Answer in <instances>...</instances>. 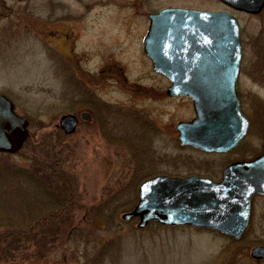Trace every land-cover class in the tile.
<instances>
[{"label":"rangeland","instance_id":"rangeland-1","mask_svg":"<svg viewBox=\"0 0 264 264\" xmlns=\"http://www.w3.org/2000/svg\"><path fill=\"white\" fill-rule=\"evenodd\" d=\"M167 7L225 9L218 0H0V95L29 120L30 143L63 133V114L92 109L79 103L90 92L110 106L107 114L98 103L105 117L98 111L61 141L76 174L82 202L77 219L83 222L66 239L2 249L0 264L255 263L250 250L264 245V196L255 197L250 227L239 241L188 226L139 229L123 213L116 225L96 220V209L134 179L165 173L219 180L228 163L263 151L264 10L233 12L243 47L237 91L250 130L235 150L216 154L180 145L175 124L194 117L192 101L166 95L169 81L144 52L148 14ZM82 84L87 88L80 94ZM106 125L127 146L105 139ZM11 159L26 164L19 154Z\"/></svg>","mask_w":264,"mask_h":264},{"label":"water","instance_id":"water-1","mask_svg":"<svg viewBox=\"0 0 264 264\" xmlns=\"http://www.w3.org/2000/svg\"><path fill=\"white\" fill-rule=\"evenodd\" d=\"M246 13L257 14L264 0H220ZM143 49L155 72L170 82L169 96H187L194 118L176 124L179 142L208 153L236 148L248 134L237 85L242 62L241 29L231 11L167 7L149 13ZM82 119L90 120L89 113ZM77 117L65 114L59 127L75 132ZM29 121L15 111L13 102L0 95V152L17 153L29 137ZM137 204L122 215L138 220V228L151 222L163 226L211 229L242 239L252 218V202L264 196V145L251 160L229 163L221 179L158 174L141 182ZM250 255L264 262V245L252 246Z\"/></svg>","mask_w":264,"mask_h":264},{"label":"trees","instance_id":"trees-1","mask_svg":"<svg viewBox=\"0 0 264 264\" xmlns=\"http://www.w3.org/2000/svg\"><path fill=\"white\" fill-rule=\"evenodd\" d=\"M103 106L108 114L110 106ZM101 108V117H105ZM105 129L108 132L105 139L127 146L126 138L113 134L107 125ZM66 137L61 132L55 139L50 135L43 136L37 144L30 143L29 137L16 153L25 158L24 165L13 161L11 155L0 153V254L4 248L25 249L34 243L66 239L71 236L76 223L83 222V219L80 222L77 219L82 202L74 182L76 174L69 170V150L61 143ZM141 181L134 179L126 184V188L117 189L121 197H114L104 207L94 210L96 220L116 225L119 214L136 204ZM127 196L129 199H123Z\"/></svg>","mask_w":264,"mask_h":264},{"label":"flooded vegetation","instance_id":"flooded-vegetation-1","mask_svg":"<svg viewBox=\"0 0 264 264\" xmlns=\"http://www.w3.org/2000/svg\"><path fill=\"white\" fill-rule=\"evenodd\" d=\"M224 7H225V10H231L232 12H238V11H236V10H234V9H231L230 7H228V6H225L224 5ZM85 83V82H84ZM84 88H87V85H79V87H78V91H79V93L80 94H82L81 93V91L84 89ZM89 88V87H88ZM90 97H89V99H85V98H88V97H80V102L79 103H81V105H82V107H86V108H89L90 109V107L92 108V109H90V110H84V109H78L76 112H71L72 114H74L76 117H77V126H76V129H78V127H79V125H80V123L82 122V121H86V122H91V120H93V118H94V116L96 117V116H98V111H99V109H100V105L99 104H101V105H106L105 103H103V102H96V100H97V96H96V94L94 93V92H90ZM84 101H86V104H84ZM99 103V104H98ZM90 106V107H89ZM107 106H109V105H107ZM80 110V111H79ZM85 112H88L89 114H90V116H91V119L90 120H85V119H82V113H85ZM97 119V118H96ZM76 129H75V132H76Z\"/></svg>","mask_w":264,"mask_h":264}]
</instances>
